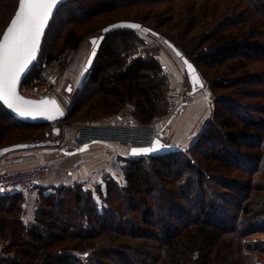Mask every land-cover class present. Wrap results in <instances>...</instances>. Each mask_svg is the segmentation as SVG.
I'll return each instance as SVG.
<instances>
[{"label": "trees", "instance_id": "16d2710c", "mask_svg": "<svg viewBox=\"0 0 264 264\" xmlns=\"http://www.w3.org/2000/svg\"><path fill=\"white\" fill-rule=\"evenodd\" d=\"M2 1L0 35L18 4V0ZM154 1L127 2L152 4ZM239 1L238 5L228 2L231 7L225 6L220 12L221 7L215 0L204 1L195 12L191 8L194 1L190 6L187 0L181 2L170 21L180 42L186 38L184 41L194 46L203 45L199 55L183 51L178 40L166 36L159 24L148 25L141 16L134 20L124 19L168 39L202 77L198 60L209 67H218L208 89L232 91L215 98L219 109L207 118L195 136L197 140L185 152L177 149L156 156L129 155L123 186L107 177L93 186L81 182L60 185L53 188L56 194L43 195L49 200L51 212L57 215L55 222L53 218L52 223L42 221L48 210L41 211L40 225L28 227L19 217V206L8 205L6 211L17 216L16 220L3 219L2 229L10 236L3 252L8 255L12 251L9 249L22 247L19 243L23 242L17 237H26L23 246L30 249L16 251L13 258L3 257V253L0 264H30V261L34 264H264V239H248L259 233L264 235V104L259 102L264 100V0ZM68 3L80 4L82 14L89 11L85 0H69ZM66 4L57 8L54 17ZM149 14L146 11V15ZM160 14L155 12L156 17ZM193 30L194 35L188 36ZM111 34L118 37V51V45L107 39ZM77 39L74 31L67 30L60 50L75 47ZM144 43L147 41L137 31L128 28L105 34L94 63L78 88L82 92L87 80L97 85V90L83 103L75 101L65 121L83 112L94 120L118 116L126 104L133 106L132 123L147 124L164 113L169 80L163 76L165 67L157 58L134 56L138 45ZM53 57L55 55L48 54L47 59ZM242 97L254 102H244ZM0 118L8 126L0 127L2 134L6 128L50 127L20 123L1 104ZM233 119L237 123L231 124ZM229 124L231 128L225 130ZM46 133L40 138L18 142L49 141ZM15 141L0 146H10ZM242 148H247L248 152L243 153ZM238 157L246 164V168L243 167L246 173L251 175L245 186L226 179L231 168L243 169L238 165ZM254 177L259 178L256 185L252 182ZM234 196L241 201L225 206ZM139 203L140 210L137 209ZM63 205L65 207H61ZM234 210L240 217H234ZM135 216L138 217L135 219ZM233 217L235 223L227 222ZM7 224L11 227L6 228ZM99 236L106 244L102 242L100 246L95 242ZM44 250L47 251L42 254ZM27 254L32 257L30 263H23L21 260Z\"/></svg>", "mask_w": 264, "mask_h": 264}, {"label": "rangeland", "instance_id": "374dc122", "mask_svg": "<svg viewBox=\"0 0 264 264\" xmlns=\"http://www.w3.org/2000/svg\"><path fill=\"white\" fill-rule=\"evenodd\" d=\"M130 0H85V4L88 5L87 7L89 8V11L87 10V12L83 9V11H85L84 14H82L81 8H80V4H76V3H68L66 5H64L63 7H61L57 12L56 16L54 17V20L52 21V25L51 28L49 29L48 33L45 36L44 44L42 47L41 52L39 53V58L36 61L35 65L33 66V68L31 69L32 71L27 75V81H31L33 80V78H37V76L40 74V72L36 69V66L39 64V62H42V60H47L48 54H52L55 55V58L51 63L46 64L48 66L47 69H49L47 72H49L50 75H56L58 77V85H55L52 90H56L58 91L59 94V98H62L63 100L66 101L67 104V111L69 113L70 108L72 107L73 103L75 101H79L77 102L78 104L80 102H84L85 99L91 98V96L94 94V92H96L97 90V85L90 83L89 81H84L85 82V87L83 89V91L81 92L78 89V79L79 76L82 72V67L86 61V59L89 56V52L91 51L92 48V44L90 42V38L95 37L97 35H99L101 33L102 28L106 27L107 25H109V23H113V22H117L120 20H124V19H128V20H134L135 17H143V19L146 20V23L148 25H157L159 24V29L162 30L164 32V34L169 37L174 38L175 40H178V37L176 35V32L173 28V23L172 21H170V18L172 19V16L174 18V13H176L179 10V6L181 5V2L185 3V0H156L154 2H152V4H130V2H127ZM192 1H194V3H191ZM204 1L208 0H187L188 5L190 6V3L193 4L191 6V8H193L194 12L197 11V9H199V6L201 7L204 4ZM216 3H218L217 5L220 6L221 8L218 9V11H222L221 9H223L225 6H229L228 2H232V5H238V3L240 2L239 0H215ZM12 1L10 0H6V3H10ZM127 2V3H126ZM211 2V0H210ZM1 3H3L2 0H0V5ZM78 3V2H77ZM91 5V7L89 6ZM231 7V6H229ZM80 8V9H79ZM94 10V11H93ZM170 10V11H168ZM9 10H7L8 12ZM146 11H149V15H146ZM155 12H161L160 17H156ZM218 12V13H219ZM10 13V12H9ZM1 15V14H0ZM161 18V19H160ZM158 23H156V20H158ZM174 20V19H173ZM1 23L3 21V19H0ZM2 27L0 26V32L2 31ZM67 30H72L74 31V35L77 36V40L78 43L75 47H67V49L64 50H60L61 49V45H62V39H63V35L66 33ZM193 33H195V30H193V32L191 34H189L188 36H192L194 35ZM137 34L144 39L145 41H147V43L145 44H139L137 47V53L134 54L135 57H142V58H149V57H155L159 60V62L161 63V65H167L168 62H170L169 60H171L172 64L176 65L178 67L177 69V73H181V76L179 77L178 75V82L179 84L174 85L173 83L170 82V80L168 79V73H166V75L164 74L163 76L165 78H167V80H169V87L166 88V99H164L166 101V104L164 106L165 107V111L164 113L157 115L155 117V119H152L153 121H155L156 119H158L160 122H158L160 125L161 123L164 122L165 117L168 115V98L169 95L171 96L173 91L176 89L178 92L182 91L183 87L185 86H189L190 85V80L188 79V75L186 74L185 70L182 73L181 69H184V65L181 63L180 59L177 58V56L174 54L173 51H171V49L166 46L160 39H158L157 37H155L154 35L152 36L151 34H147V33H143L141 31H138ZM117 35H110V37H108L107 39H109V42H113L117 47V51L118 48L120 47V45L118 43H116L117 40ZM186 38H182L181 42L180 40H178V44L181 45L183 51H185L187 54H197L199 55L203 50L202 47L203 45H196L194 46L193 43L191 42H185ZM129 54H132V52H130ZM133 55V54H132ZM129 55V56H132ZM195 56V55H194ZM192 56V57H194ZM132 57L129 58V61L131 60ZM160 58V59H159ZM196 58V56L194 57ZM171 64V63H170ZM197 65L200 66V69L202 71L203 77L202 75H200L201 79L203 80L204 83V87L202 89H200V91H198V94H201L203 96H208L210 98L209 100V108H210V113L209 116L212 115V113L214 112L215 109H219V104H215V98H219L220 96H226L227 94H230V92L232 90H220V89H210V85H212V81L213 78H215L214 76L216 75V71L219 69L218 67L215 69L216 66L211 65V67H209V65L202 63V61L198 60L197 61ZM183 66V67H182ZM166 72V71H165ZM30 83V82H29ZM25 84V83H24ZM28 84V83H27ZM172 84V85H171ZM23 85V84H22ZM21 85V86H22ZM208 87H210L209 89L212 91H209ZM71 88V91L69 92L68 89ZM168 92V94H167ZM202 96V97H203ZM193 97V95H191L189 97V99H191ZM201 98V96H200ZM242 101L244 102H254V101H249L246 98L242 97L241 98ZM240 99V100H241ZM162 101V100H161ZM160 101V102H161ZM163 101V102H165ZM259 102H261L262 104H264V100H259ZM81 103V104H82ZM260 104V105H262ZM162 106V108H163ZM121 111V115L123 117L129 118L132 113H133V106L126 104L124 106L121 107L120 109ZM257 115V114H256ZM255 116V115H254ZM88 117H90V115H86L84 112L82 113V115H76V117H71L68 121H62L59 124H57L58 126H61L62 129V133L56 137L55 139L51 136V134L49 135L48 139L51 142H56L59 140L62 141L64 138V131L65 129H63L62 125H66L68 126V130L73 132L76 130V125L79 127H83L85 125H90V124H95L98 125V123L100 122H104V121H108L110 118H112L111 116L109 117H105V118H100L98 120H94V119H89ZM132 117V116H131ZM255 117H258L255 116ZM126 118V119H127ZM162 122H161V120ZM220 118H217V120H219ZM264 121V120H263ZM218 122V121H217ZM149 123V122H148ZM237 123L236 121H234V119L232 120L231 124ZM264 123V122H263ZM6 121H4L2 118H0V127L1 128H5L8 127L6 125ZM100 124H104V123H100ZM135 124L141 125L139 122H136ZM163 125V124H162ZM231 125L229 124L227 127H224L225 130L231 128ZM52 127H41L40 129L37 130H32V129H26V130H8L7 128L5 129V133H0V135H2L0 137V144L3 143H7L12 141L13 139L16 140L15 144L17 143H23L25 141H21L18 142L22 139H26L27 138H40L42 136V134L44 132L47 131V133L50 132ZM8 130V131H7ZM201 130V129H200ZM68 131V132H69ZM263 130H261L262 132ZM70 133V135H72L73 133ZM260 132V133H261ZM70 135H68L67 139L72 138ZM166 136L168 137V135L166 134ZM196 137L193 140H190L188 142H186V144L183 146H177L180 151L185 152V150H187L195 141H196ZM46 141V140H45ZM101 143V142H99ZM59 144V143H58ZM47 145V146H53L55 148V151H57V145ZM104 143V147L99 146V148H94L97 151V153H99L98 156H90V157H86L85 159H83V161L85 162L83 164V166L87 165L88 167H92V168H96V173L94 174V177L90 179H88L85 182H81V183H87V184H91L93 186L94 183L98 184L100 182H102V179L110 177L111 180L117 182L119 185L123 186L125 184L124 182V169L126 168L127 164H128V158H129V153H127L126 149L123 148L122 149H115L113 152V156L111 155L112 153H109L108 150H106L111 144H107ZM245 144V143H244ZM12 145V144H11ZM9 146V145H8ZM114 148L120 147L118 145H111ZM3 147V146H0ZM36 149V148H35ZM205 150H207L206 146L204 147ZM243 153L244 152H248L247 148H242ZM58 153V152H57ZM246 155H248V153H245ZM110 157V158H109ZM241 158V157H240ZM240 158L238 157V165H240L241 168L245 167L246 168V164H242V159L240 160ZM199 159V157H198ZM4 163L6 162L5 159L3 160ZM7 161H9L7 159ZM238 167V166H237ZM81 168V167H80ZM236 168V166H235ZM22 170V169H20ZM83 170V169H82ZM222 170V169H221ZM81 171V170H80ZM50 173L45 174L42 178L47 177ZM91 177V176H90ZM251 175L246 173L245 169L243 168L242 170L238 167L237 169H233L231 168L230 170H228V173L226 174V179L235 181V183H239V184H244L246 182H249L251 180ZM258 177H254V179H252L253 185H256L259 183L258 181ZM41 180V179H40ZM156 183L158 182L156 179H153ZM256 180V183H255ZM38 183L36 184V186L34 187V190L28 193V194H23V193H18L19 196L18 198H15L14 201H12L11 204H17V206H19V217L20 219H22V214H24L23 219L21 220L24 224H27V226H31V225H40V212L41 211H47V215H44L42 218V221L45 222H50L52 223L53 219L55 222V217L57 215H55V213L51 212V207H49V200H46L43 198V195L46 194H56V191L53 190L49 191V193H47L48 191H45V189H40L37 192H35V189L37 188ZM245 186V184H244ZM91 187V186H90ZM53 189V188H52ZM17 194V193H16ZM136 197L139 196V194L135 195ZM22 198V200L24 199L23 202H21V200L19 198ZM28 197H30V201L28 206H26V203L28 202ZM241 201V198L238 196H234L232 197L229 202L225 203V206H229V204H235V201ZM98 203L100 204V201L98 200ZM138 207L137 209H142V205L139 203L137 204ZM16 206V207H17ZM7 205L1 204L0 203V240L4 241L3 242V246L6 245L7 241L10 239V236L3 231L2 226L4 225L3 219L6 220L7 218H9V220L14 219L16 220V214L13 212H7L6 208ZM61 207H65V205L61 206ZM25 208L29 210H31V213L34 214L33 218L31 217V215H27V217H25V213L24 211L26 210ZM43 214V213H42ZM39 217V218H37ZM138 216H135V219ZM234 217L238 218L240 217V213L238 211L234 210ZM234 217L230 218L229 220H227V222H234ZM53 218V219H52ZM226 221V220H225ZM7 222H12V221H7ZM11 227L10 224H7ZM2 229V230H1ZM49 230L50 227H49ZM61 229H59L60 231ZM3 231V233H2ZM8 231V229H7ZM54 233H56V231L53 229L51 230ZM213 237V236H212ZM25 238L26 237H17L18 240H21L23 243H19L22 245V247H20V249H30L29 247L23 246V244L25 243ZM103 237L99 236L97 238H95V242L98 243V245H102L105 242L102 240ZM248 239L251 240H263L264 239V235L262 233H259L255 236H252ZM104 242V243H102ZM106 244V243H105ZM19 246L17 247H13L11 249H9V254L7 255V253L3 252V247L0 250V258L1 256L4 254L3 257H9V258H13L12 256L15 255L16 251L20 250ZM47 250L42 251V254L45 253ZM89 251V250H88ZM18 253H21L20 251ZM128 253H130V251H128ZM80 253H76V255H79ZM132 253H130L131 255ZM31 256H29L27 254L24 255L23 263H30V264H34L30 258ZM30 261V262H29ZM5 264V263H3Z\"/></svg>", "mask_w": 264, "mask_h": 264}, {"label": "crops", "instance_id": "0c3cea01", "mask_svg": "<svg viewBox=\"0 0 264 264\" xmlns=\"http://www.w3.org/2000/svg\"><path fill=\"white\" fill-rule=\"evenodd\" d=\"M169 61L170 62H168L167 65L163 64V66L165 67L166 73H168L167 76L170 82L173 83L174 85H177L179 84L178 78L181 76V73L179 75V73H177L178 67L172 64L171 60ZM181 71L183 73L184 69L182 68ZM198 91L196 93H193V97L184 106L183 110H181L177 115L170 117L169 120L163 122L164 125H162L161 123L160 125L156 126L164 130V133L167 134L168 137L172 139L176 147L177 146L181 147L183 146L184 143L186 144V142L193 140L195 136L199 133L200 129H202V127L205 125L206 120L209 117L210 98L207 95L203 96L201 94H198L199 93ZM129 118L131 121V116ZM122 120H126V119H124L122 115H118V116H112V118H110L107 122L104 121L100 123L112 124L116 121H122ZM71 130L69 131L68 129H66L64 131L63 140H66L65 138L69 137L68 135H70V133L72 132ZM53 138L55 139L56 137ZM103 144L104 143H97L93 141L84 143V145H81L77 148L79 150L78 153L72 154L70 156H65L57 153V151H55V148L53 147L54 145L41 146L36 149L31 148L27 150L15 151L3 157L9 160L7 163H4L3 161L4 159H0V170L13 171L20 169H28L29 167H34L39 164H42V162L51 161L56 164V168H55L56 170L51 172V174H49L47 177L39 180L38 186L35 189V192H37L40 189L42 190L45 189V191L49 192L53 190L52 188H56L57 186L60 185L71 186L76 182H85L88 179L91 180V178H93L94 174L96 173V168L88 167L87 165L83 166V164L85 163L84 162L85 160L83 161V159H85L86 157L88 158L90 156H98L99 153H97V151H94L96 150L94 148H99V146L104 147ZM85 146H87L86 150H83L85 149ZM108 146L109 147L106 150H108L109 153H112L111 154L112 156H113V152H115L114 151L115 149L123 150V148H125L121 145H118L120 147L117 148H114L111 145ZM126 151L128 153V149H126ZM76 166H78L79 168L76 169L75 168ZM18 193H22V192H18L14 190V191H6L4 193H1L0 203L7 205L8 207V205H10L15 198L21 196ZM27 199L28 202L26 203V206L29 207L28 204L29 202H31L30 201L31 199L30 197H28ZM25 209H26L24 211V213L26 214L25 217H27V215L28 216L31 215V217L33 218L34 214L31 213V210H29L28 212V209L27 208ZM23 217L24 214H22V219ZM3 242H4L3 240L2 241L0 240V250L3 247Z\"/></svg>", "mask_w": 264, "mask_h": 264}, {"label": "built area", "instance_id": "2783aa9c", "mask_svg": "<svg viewBox=\"0 0 264 264\" xmlns=\"http://www.w3.org/2000/svg\"><path fill=\"white\" fill-rule=\"evenodd\" d=\"M141 31V30H140ZM55 58L49 60H42L36 66V69L40 72L37 78H33L31 81L23 83L20 87V93L23 97L40 99L44 97L55 98L58 101V91L52 90L55 85H58V77L50 75L47 72L49 69L46 64L51 63ZM166 72H163V75ZM30 82V83H29ZM28 83V84H27ZM191 94V86L183 87L182 91L178 92L176 89L172 95L168 98V115L165 117L164 122L169 120L170 117L177 115L184 106L190 101L189 97ZM65 111V110H64ZM66 112V111H65ZM124 117V119H126ZM155 119V118H154ZM161 120V119H160ZM162 121V120H161ZM160 122L158 119L155 121L151 120L147 124H135L130 121V118L112 124H90L83 127L76 125V130L73 129V134L70 135L72 138L68 140H62L57 145V152H70L77 149L84 143L96 141L102 143H116L129 150L131 147H142L148 146L155 138H159L163 143L168 145H174L171 138L167 137L164 130L156 127ZM60 123V122H59ZM57 123V124H59ZM163 124V123H162ZM164 125V124H163ZM63 129H67L68 126L62 125ZM62 129V127L60 126ZM63 131V130H62ZM33 157V156H32ZM5 163H7V158ZM56 168V164L51 161L42 162L34 167L28 169L6 171L0 170V194L6 191H18L24 194H28L34 190V187L45 174L53 172ZM76 169L79 167L76 166Z\"/></svg>", "mask_w": 264, "mask_h": 264}, {"label": "snow or ice", "instance_id": "6c2138e0", "mask_svg": "<svg viewBox=\"0 0 264 264\" xmlns=\"http://www.w3.org/2000/svg\"><path fill=\"white\" fill-rule=\"evenodd\" d=\"M60 2L61 0H19L18 10L15 12L3 38L0 39V101L20 117L32 119L44 117L53 120L57 116L63 115L60 105L54 100L45 99L36 102L26 100L17 93V85L21 75L26 72L35 59L44 29ZM113 27L139 29L140 25H114ZM144 31L147 32L148 30L145 29ZM92 43L95 46L97 40L94 39ZM94 55L95 48L93 50ZM177 55L180 54L177 53ZM188 68L193 74L194 84H200L203 87L199 78L194 75L195 70L190 64ZM68 91L70 92L71 88ZM86 147L83 150H86ZM160 147L162 145L157 140L148 148H132L131 154H148L157 151Z\"/></svg>", "mask_w": 264, "mask_h": 264}, {"label": "water", "instance_id": "95a60500", "mask_svg": "<svg viewBox=\"0 0 264 264\" xmlns=\"http://www.w3.org/2000/svg\"><path fill=\"white\" fill-rule=\"evenodd\" d=\"M69 0H61V2L57 5V7L54 9L53 13H52V16L50 17L49 21H48V24L47 26L45 27L44 29V33L41 37V40H40V45H39V49L36 53V57L35 59L32 61V63L29 65V68L26 70V72L24 74L21 75V78L18 82V85H17V93L19 96H21L22 98L26 99V100H31V101H36V102H39L41 100H49V101H56L58 103V101L55 99V98H51V97H44V98H40V99H34V98H28V97H23L20 93V87H21V83L22 81L27 77V75L32 71L31 69L33 68V66L35 65L36 61L38 60L39 58V53H40V49H41V46L43 44V39L45 37V34L46 32L48 31L49 29V25L55 15V11L58 7H60L61 5L63 4H66V2H68ZM18 3H19V0H18ZM18 10V4H17V7L14 11V14L13 16L10 18L5 30L2 32V34L0 35V39L3 38V35L7 29V27L10 25V22L11 20L14 18V15H15V12ZM129 24H135V25H140V28L139 29H133V28H128V27H120V28H116V27H113L114 25H129ZM124 28H128V29H132V30H135V31H140V30H145L146 28L143 27L141 24L139 23H135V22H130V21H117V22H113V23H109L108 26L104 27L102 30H101V33L95 37H92L90 38V42L92 44V48H91V51L89 52V56L88 58L86 59L84 65H83V69H82V72L79 76V79L77 81L78 83V88L81 87L82 85V81L83 79L86 77V75L88 74L89 70L91 69V66L92 64L94 63V60L96 58V53L103 41V37L105 34H108L110 33V31H113V30H117V29H124ZM106 29H108V31H105ZM148 30V29H147ZM147 34H151L152 36L154 35L155 37H157L158 39H160L166 46H168L171 51L174 52V54L177 56V58L180 59L181 63L184 65V70L186 72V74L188 75V79L190 80V86H191V94L193 93H196L198 90L202 89L204 87V83H203V80L201 79L196 67L183 55V53H181L180 51H178L176 49V47L166 38L158 35L157 33L155 32H150L149 30L146 32ZM102 37V39H101ZM97 40V44L94 46L92 41L93 40ZM95 48V55L93 56V50ZM177 53H179L180 55H177ZM185 61H187V64H185ZM191 65L192 69L195 70V73L194 75L196 77L199 78V81L203 84V87L200 86V84H194V78H193V74L191 73L190 69L188 68V65ZM0 104L2 105V107L4 108V110L9 113V115H11V117H13L14 119H16L18 122L20 123H30V124H35V125H49L51 128L50 132L49 133H46V136H49L51 134L52 137H58L60 134H61V128L60 126L57 125V123L59 122H62L66 119V117L68 116V112H65L62 107H61V110L63 112V115L62 116H57V118L53 119V120H49V119H45L44 117H37L36 119H32V118H23V117H20L19 115H17L16 113L12 112L10 109L7 108L6 105L3 104L2 101H0ZM59 104V103H58ZM60 105V104H59ZM159 141L160 142V145H162V147L158 148L157 151L155 152H151V153H148V154H141V155H132L131 154V149L132 148H148V147H151L154 142L156 141ZM59 143V140L56 141V142H51V141H41V143H17V144H13V145H10V146H4V147H0V159L3 158L4 156L8 155V154H11L15 151H19V150H27V149H31V148H38V147H41V146H47L49 144H52V145H56ZM177 150V147L174 146V145H168V144H165L163 143L159 138H155L151 144H149L148 146H142V147H131L129 148L128 150V153L129 155L131 156H137V157H142V156H156L157 154H160V153H165V152H171V151H175ZM78 149H74L70 152H62L61 154L62 155H65V156H70L72 154H76L78 153Z\"/></svg>", "mask_w": 264, "mask_h": 264}, {"label": "bare ground", "instance_id": "6f19581e", "mask_svg": "<svg viewBox=\"0 0 264 264\" xmlns=\"http://www.w3.org/2000/svg\"><path fill=\"white\" fill-rule=\"evenodd\" d=\"M141 32L146 33L144 30H141ZM58 103L60 104V106L62 107L63 110L67 111V104H66V101L65 100H63L62 98H59L58 99Z\"/></svg>", "mask_w": 264, "mask_h": 264}]
</instances>
